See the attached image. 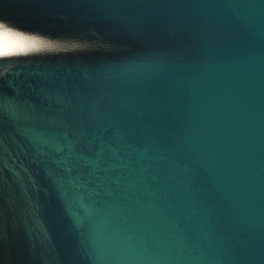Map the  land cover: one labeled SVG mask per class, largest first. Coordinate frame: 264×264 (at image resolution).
Returning <instances> with one entry per match:
<instances>
[{"label": "water", "instance_id": "1", "mask_svg": "<svg viewBox=\"0 0 264 264\" xmlns=\"http://www.w3.org/2000/svg\"><path fill=\"white\" fill-rule=\"evenodd\" d=\"M0 264H264V0H0Z\"/></svg>", "mask_w": 264, "mask_h": 264}, {"label": "snow or ice", "instance_id": "2", "mask_svg": "<svg viewBox=\"0 0 264 264\" xmlns=\"http://www.w3.org/2000/svg\"><path fill=\"white\" fill-rule=\"evenodd\" d=\"M37 43L43 44L44 41L39 37L26 35L0 23V58L8 55L11 49L24 51L26 48L35 47Z\"/></svg>", "mask_w": 264, "mask_h": 264}, {"label": "bare ground", "instance_id": "3", "mask_svg": "<svg viewBox=\"0 0 264 264\" xmlns=\"http://www.w3.org/2000/svg\"><path fill=\"white\" fill-rule=\"evenodd\" d=\"M36 47V46H35ZM35 47H32V48H35ZM29 48H26L24 51L28 50ZM31 49V48H30ZM14 52H23V51H19L18 49H11L9 51V53H14Z\"/></svg>", "mask_w": 264, "mask_h": 264}]
</instances>
